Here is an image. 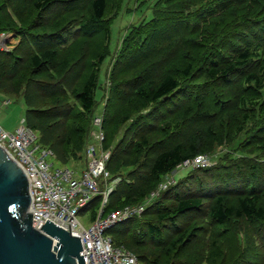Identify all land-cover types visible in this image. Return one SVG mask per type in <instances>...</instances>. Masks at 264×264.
<instances>
[{"label":"rangeland","instance_id":"rangeland-1","mask_svg":"<svg viewBox=\"0 0 264 264\" xmlns=\"http://www.w3.org/2000/svg\"><path fill=\"white\" fill-rule=\"evenodd\" d=\"M70 1L39 11L29 0L5 5L0 0V126L14 131L29 106L70 107L71 115L57 134L46 133L47 123L60 117H28L36 124L37 142L53 151L47 156L53 166L79 173L82 138L91 129V114H101L106 147L111 149L108 169L121 178L117 190L145 180L151 187L145 196L158 190L148 202L157 210L120 222L127 230L116 231L115 241L140 254L143 264L153 258L156 264H264V219L241 215L220 223L209 213L217 195L237 204L240 196L259 194L264 202V88L247 79L250 72L264 68V43L254 46L264 37V21L259 19L264 17V0H106L100 28L88 34L75 30L89 16L88 4ZM188 17L192 26L185 25ZM31 29L53 32L57 40L48 44L56 57L39 67L30 63L34 50L20 32ZM62 34L65 40L57 36ZM247 45L253 53L244 70L229 78L209 76L210 60L234 63L238 49ZM10 49L18 54L14 62L6 61L4 51ZM93 68L98 72L94 104L87 114L73 115L80 110L75 92ZM167 73L182 87L154 104L158 117L148 118L147 108L133 97L134 89ZM4 99L9 103L3 104ZM177 143L191 163L177 165L159 179L150 177L144 162ZM196 153L206 154L207 167L192 163ZM136 169L140 175L131 173ZM161 181L167 186L159 188ZM170 184H175L171 190ZM189 192L202 200L200 208L175 212L177 201ZM130 193V198L122 195V201H113L109 210L145 198ZM93 212L91 207L81 212L86 226ZM148 223L160 232L149 231Z\"/></svg>","mask_w":264,"mask_h":264},{"label":"built area","instance_id":"built-area-1","mask_svg":"<svg viewBox=\"0 0 264 264\" xmlns=\"http://www.w3.org/2000/svg\"><path fill=\"white\" fill-rule=\"evenodd\" d=\"M2 103L6 105L9 100L4 99ZM102 122L101 114L92 115L84 146V163L79 173L68 166H53V162L47 159L48 155H54L53 151L37 142L35 130L24 120L14 131L0 126V144L28 178L29 209L33 211L32 224L35 227L39 228L47 218L67 230L70 223L71 233L80 236L85 264H143L135 252L115 243L107 229L118 221L140 214L158 190L152 191L138 204L106 210L108 196L120 177L112 176L107 168L111 149L104 146ZM190 161L185 159L178 165L187 166ZM207 161L206 154L197 153L192 163L205 166ZM166 186V182L159 183V188ZM96 196L98 203L90 216L89 226H86L79 216Z\"/></svg>","mask_w":264,"mask_h":264},{"label":"trees","instance_id":"trees-1","mask_svg":"<svg viewBox=\"0 0 264 264\" xmlns=\"http://www.w3.org/2000/svg\"><path fill=\"white\" fill-rule=\"evenodd\" d=\"M9 0H4L3 5L7 4ZM34 8L37 10H44L47 8H54L57 5H63L64 3L70 0H29ZM76 0H71V3H75ZM78 1H85V3L88 4L89 9V16L84 22H81L78 24L77 27H75V30H79L81 32H84L85 34H88V32H92L96 29L100 28V20L102 19L106 7V0H78ZM12 2V0H10ZM2 3L0 6H2ZM69 6L72 8L73 4H69ZM8 11L10 9L6 7ZM11 13V12H10ZM261 19L260 22L262 23L264 21V17L259 18ZM36 19L34 22H37ZM185 25L187 26L192 24L190 22V17H188L186 20H184ZM263 25V31H264V23ZM262 27V26H261ZM4 29V27L1 24L0 21V30ZM21 34H23V40H27V43H29V47L32 48L34 51L29 56V61L34 67H39L42 63L50 61L56 57V50L54 48H50L48 45L49 43H54L57 40H54L56 36H52L54 33H46L42 30H20ZM46 33V34H45ZM255 35V34H253ZM58 38L60 37V40H65L66 35H57ZM139 40L142 39V37L138 38ZM264 43V37L259 39L254 46H258L259 43ZM35 43V46L32 44ZM40 48V49H38ZM25 52L28 53V51L25 50ZM237 57L234 61V63L227 62V63H220L216 60H210L212 63V67L208 69V74L211 77H217V76H225L226 78H229L230 75H233L237 70L240 72L241 70H244L243 68L248 64V62L252 59V53L253 50L249 45L243 46L238 49L237 51ZM6 53V61L10 62L11 59H13V62L18 58V54L13 53V49L4 51ZM3 65V64H1ZM183 72L187 75L190 72L189 66H186L183 69ZM97 79H98V72L97 68H93L91 72L86 76L84 81L82 82L80 88L75 92V99L80 107L79 111L73 112V115H80V112L88 113L93 104H94V94L95 89L97 85ZM247 79L251 80L254 84L257 86L264 88V68L262 69V72H250L247 74ZM182 83L178 80V78L172 74L167 73L165 74L158 82H155L153 80L146 81L140 85H137L134 89L133 97L138 102V105L146 109V112L148 114V118L154 117L157 118L159 114L157 107H154V104H157L158 102H162L163 99L168 97V95L172 94L176 90L181 89ZM69 104V103H68ZM70 105V104H69ZM70 108V107H69ZM69 108H64L65 110H59L57 108H51V109H42L34 106H29L27 108L26 117L24 118V123L28 126H30L32 129L36 128L35 122L30 123L29 117L32 116L36 118H43V119H50L52 117H60V120H53V122L47 123L48 126H50L46 133L48 135L53 134L54 132H57L59 130V127L61 126V123L66 120L70 114ZM45 110V111H44ZM44 111V112H43ZM41 112V113H39ZM93 113L91 114V116ZM29 116V117H28ZM146 118V119H148ZM92 119V117H91ZM57 129V130H56ZM80 129L84 130V127H80ZM88 131V130H87ZM61 133V132H58ZM57 134V133H54ZM88 137V133L85 137L82 138L84 141V146L86 143ZM104 146H106V137L104 139ZM197 154V153H196ZM194 154V155H196ZM84 157V155H83ZM111 159V154L108 159V161ZM189 159V154L185 152L184 147L181 143H177L173 145L172 147L160 149L158 151H155L154 156L150 159V161L145 165L149 167V176L154 178H160L162 174L167 173V171H171L174 169L179 163H181L183 160ZM108 161H107V168H108ZM208 166V165H207ZM207 166H198V167H207ZM109 170V169H108ZM140 170L136 169L133 170L131 173L135 174L138 173ZM140 175V173H138ZM112 176H117V174H112ZM261 179H257L258 183H261ZM121 183V178L118 181V183L115 185L114 189L110 192L108 196V201L106 204V210H109L111 208V203L113 201H122L120 197L123 195L127 198H130L131 193L135 192L138 196L144 197L149 190H151L150 185L147 183V180H145L142 184L134 186V184H130L131 182H127V184L131 185L129 187V190H126L123 188L122 190H117L119 184ZM252 184V182H251ZM175 184H170L169 190H171L172 186ZM167 189V190H168ZM254 189V188H252ZM121 192L118 197L114 199V195L116 192ZM166 191V190H165ZM195 193H187L184 195V198H181L177 201L176 206L174 208L175 212H180L188 209H196L200 208L202 200L199 197H196V195H191ZM190 195V196H189ZM98 203V196L94 197L91 203L88 205L87 208L91 207L93 210L95 209V206ZM152 203V202H151ZM147 204L145 209L142 212H146L147 210L151 211L153 209L157 208L153 206V204ZM155 210V211H156ZM211 217L216 220L217 222H224L226 219H228L231 216H245L246 218L250 219H258L263 220L264 219V202L260 201L259 194H245L243 196H240L237 199V204L234 203H226L222 195H217L212 206L210 207L209 211ZM139 214L132 215L126 219H123L121 221H118L111 225L107 231L111 234L113 240L117 244H121L120 242L115 241L113 234L117 231L120 232V234L125 233L127 230L126 224H123L122 227L118 224L120 222L125 223L124 221L133 218L135 216H138ZM164 215L161 214V217ZM148 230L151 232H160V229L156 227L153 223H148ZM123 245V244H122ZM125 246V245H124ZM127 247V246H125ZM128 248V247H127ZM130 249V248H129ZM131 250V249H130ZM136 253V252H135ZM139 259L144 262V258L141 257L140 254L136 253ZM144 257V256H143ZM150 263L156 264V259H151ZM148 263V264H150Z\"/></svg>","mask_w":264,"mask_h":264},{"label":"water","instance_id":"water-1","mask_svg":"<svg viewBox=\"0 0 264 264\" xmlns=\"http://www.w3.org/2000/svg\"><path fill=\"white\" fill-rule=\"evenodd\" d=\"M29 181L0 144V264H85L80 236L50 219L32 224Z\"/></svg>","mask_w":264,"mask_h":264}]
</instances>
